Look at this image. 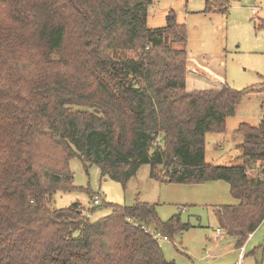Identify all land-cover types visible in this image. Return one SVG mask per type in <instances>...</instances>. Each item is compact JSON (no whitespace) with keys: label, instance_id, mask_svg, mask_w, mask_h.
<instances>
[{"label":"trees","instance_id":"obj_1","mask_svg":"<svg viewBox=\"0 0 264 264\" xmlns=\"http://www.w3.org/2000/svg\"><path fill=\"white\" fill-rule=\"evenodd\" d=\"M151 2L0 0V264H177L156 232L190 224L154 203L94 220L78 202L48 205L77 187L75 155L124 185L145 162L165 181L226 180L237 202L217 213L240 247L264 220V120L239 125L242 163L205 158L206 132L224 130L253 87L189 88L188 51L171 42L186 44L187 27L173 9L148 26Z\"/></svg>","mask_w":264,"mask_h":264},{"label":"rangeland","instance_id":"obj_2","mask_svg":"<svg viewBox=\"0 0 264 264\" xmlns=\"http://www.w3.org/2000/svg\"><path fill=\"white\" fill-rule=\"evenodd\" d=\"M204 7L205 0H152L147 23L150 27L164 26L173 9L178 22L187 27V42H171L174 47L186 48L190 70L196 66L209 78L211 86L226 82L237 89L253 87L243 96L235 113L226 118L224 130L208 131L205 135L206 161L240 164L244 137L239 125L247 122L259 126L264 120V26L260 24L264 19V0H229L227 9L207 13L202 11ZM257 166V162L253 163L250 173L257 172ZM70 169L77 187L54 192L48 201L52 208L78 202L84 212L91 211L90 218L94 220L108 215L113 204L148 201L155 204L162 220L178 215L181 222L190 224L171 239L159 237L168 260L177 264H264V221L241 247L222 227L218 206L237 201L226 180L165 181L152 177L151 166L145 162L124 185L103 175L98 164H85L77 155L70 159ZM96 194L98 203L94 201Z\"/></svg>","mask_w":264,"mask_h":264},{"label":"crops","instance_id":"obj_3","mask_svg":"<svg viewBox=\"0 0 264 264\" xmlns=\"http://www.w3.org/2000/svg\"><path fill=\"white\" fill-rule=\"evenodd\" d=\"M191 67H192V65L189 66L188 72H187V86L189 88H219L222 86L221 84L218 85L219 83H217V85L211 86V83H210L211 81L209 80V78H206V76H204V74L200 73L198 71V68H196V66L193 65V67H195V68H193L194 71L192 69L190 70Z\"/></svg>","mask_w":264,"mask_h":264},{"label":"built area","instance_id":"obj_4","mask_svg":"<svg viewBox=\"0 0 264 264\" xmlns=\"http://www.w3.org/2000/svg\"><path fill=\"white\" fill-rule=\"evenodd\" d=\"M94 201L96 202V203H98L99 201H100V198H99V196L96 194L95 195V197H94ZM220 228H218V231L220 232ZM156 235L158 236V237H161V236H163V238H165V239H167L168 237L167 236H165V235H162L160 232H156Z\"/></svg>","mask_w":264,"mask_h":264}]
</instances>
